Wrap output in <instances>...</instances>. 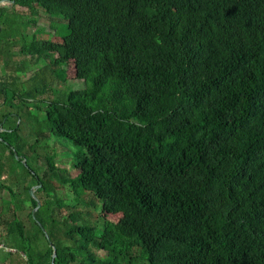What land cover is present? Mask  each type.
<instances>
[{"label": "trees", "instance_id": "16d2710c", "mask_svg": "<svg viewBox=\"0 0 264 264\" xmlns=\"http://www.w3.org/2000/svg\"><path fill=\"white\" fill-rule=\"evenodd\" d=\"M10 7L0 6V62L8 68L18 54L44 65L23 92L18 80L0 79L6 257L51 264L54 247L53 264H264V0H14ZM16 9L30 18L17 20ZM39 11L55 20L47 39L24 35ZM55 17L66 21L64 35L53 33L62 21ZM23 61L19 71L29 67ZM70 67L84 88L57 93L52 81L66 80ZM33 108L48 129L27 143L30 165L19 154L18 121L32 124ZM54 138L74 148L65 174L41 167L34 154ZM7 156L33 178L19 191L5 182L14 180ZM33 185L40 186L34 218ZM62 190L73 200L61 199ZM83 194L115 220L98 224L77 210Z\"/></svg>", "mask_w": 264, "mask_h": 264}, {"label": "rangeland", "instance_id": "374dc122", "mask_svg": "<svg viewBox=\"0 0 264 264\" xmlns=\"http://www.w3.org/2000/svg\"><path fill=\"white\" fill-rule=\"evenodd\" d=\"M3 5H5V6L7 5L8 6L9 12L12 11L11 7H10L11 6L10 4L5 3ZM15 11H17L18 14H19V15L14 16L17 20L21 21L20 17H26V18H23V21H25L26 19L30 18L29 12H27L24 9H16ZM42 13L43 12H40V11L37 12L38 16L36 17V19H37V24L36 25H31V26H28V27H26L24 29V35L26 34V37L27 36L32 37L34 34L40 35L41 37H43L45 39H47L49 37V35H48V33L50 31V30H48L49 25H50V23L54 22L55 20L48 19ZM55 19L62 20V21L61 22L60 21L56 22L53 25V33L56 32V33L61 34V35H64L65 33H67L66 21H64L62 18H58V17H55ZM4 33L5 32H2V35ZM2 43H6V42H2ZM20 46H21V44L16 45L15 49L18 50ZM25 49L31 50V45L29 44L28 46L25 47ZM9 55H12L11 51H10ZM12 57H10V61L12 63L10 66H13L14 69H10V66L8 68H6L4 66V62H0V79L4 80V81H5V79H9V78H11L12 80L13 79L18 80L17 82L20 84L21 91L23 92V91L27 90L30 86H33L30 83L29 78L36 71L38 73H41L42 72L41 69L43 68L44 63L41 60L34 63L33 59L31 60L32 62L29 61L30 63H28V61H27L28 57H24V56H20V55L18 56V54H15V57H13V58ZM22 59L24 61H26L28 63V65H29V67L27 66L28 67L27 69L24 67L23 70L25 72L22 71V70L19 71V69H18L19 68L18 65L21 66L20 60H22ZM46 76L48 77V79L50 81L51 77L48 76L47 74H46ZM11 79H10V81H11ZM38 86L43 87L42 84H38ZM51 86L54 88V90L57 93L58 92L66 93L69 89L71 90V89H78V88L82 89V88H84L83 82L74 79V71L72 70V67H70L68 69V75H67V79L66 80L59 79V82L54 80V81H52ZM50 96H52V95L48 94V96H44V98L46 99V97H50ZM0 115H1V112H0ZM42 115H43L42 112L39 113V112H37V109L33 108L32 110L29 111V116L30 117H28V120H30V122H32V124H30L28 121H26L25 118H22V119L20 118L19 121H18V122L21 121V132L19 131V135L21 134L20 138L23 140V143H25L23 151H21V150L20 151L18 150V151H19V154L25 155L28 158V161H29L30 165H32V162H31L32 159H31V156H30L31 151L28 148V146H26V145H27V143L28 144L33 143V141H35L34 140L35 136L37 138L39 132L40 133H45V132H47V129H48L47 127H45L42 124V121H43ZM26 131H29L31 133L35 132V134L32 133L33 137L31 135V137H29L28 140L26 142H24V138H23L22 134H25ZM0 132H1V129H0ZM55 140H56V142H59V143H56V142L53 143L52 141L49 140L47 144L42 142L41 144L36 145L34 154L37 155V158H38V161H39L38 164H40L41 167L44 166V164H45V166H46V168H47V170L49 172L55 173V174L56 173L58 174L59 172H63L65 174L67 172V170H69L71 168L70 166H71V164L73 162L72 156H71V151H73L74 148L72 146L68 145V143L65 140H63V139H57L56 138ZM44 144L46 146H43ZM65 146L68 147L69 153L67 152L68 149L65 148ZM6 151L7 150L3 146H2V148L0 147V156L1 157H3V156L6 157V155H7ZM50 156H52L53 159H51ZM8 159H10V161L7 162L9 164L8 165V171H7L8 172V176L10 174H12L14 180L11 181V182H7L8 180L6 179L5 182L8 183L9 186H13V187H15V189L17 191H19V189L20 188L22 189L25 184H29L32 181L33 178L30 175H28L26 169H23L22 167L18 166L17 163L12 162L11 158L8 157ZM23 162L24 161H22V163ZM75 175H76V172L68 171V174H67L68 177H75ZM21 176L24 179H22ZM6 177L7 176H5V178ZM54 182L56 184L58 183V181L56 179L54 180ZM36 187L39 188L40 186L33 185V186L30 187L29 190H31L33 188H36ZM28 193H29V191H28ZM52 195H53V191L50 193V196H52ZM58 195L60 196L61 199H64L67 202H70L74 198L72 193L65 192L64 190L58 191ZM0 196L7 200L8 193L0 192ZM76 202L79 203V206L77 207V210H80L82 212H85V211H90L91 212L92 222L94 221L93 216L98 217V224H101L104 220H111V221L115 220L114 217H110V216L107 217L100 211L99 204L96 202V200H94L92 195L83 194L79 199L76 200ZM24 206L25 207L22 209L23 210L22 215L25 216L30 210V204L26 203ZM62 213L64 215H66L67 211L63 210ZM86 218L89 219V216H87ZM0 241H1V244H2L3 242H2L1 238H0ZM6 252H7V250L3 249L0 246V264H2V263H5V264H22V262L20 261L19 255L15 254L13 252L14 255L7 258L6 257ZM99 254H100V256L104 255L101 252Z\"/></svg>", "mask_w": 264, "mask_h": 264}, {"label": "water", "instance_id": "95a60500", "mask_svg": "<svg viewBox=\"0 0 264 264\" xmlns=\"http://www.w3.org/2000/svg\"><path fill=\"white\" fill-rule=\"evenodd\" d=\"M5 3H8V4H10V5H13L14 0H0V6L3 5V4H5ZM37 188H38V187L29 190V194H30V196H31L34 200H36V198H35V196H34L33 193H34V190L37 189ZM39 206H40V204H39V202L36 200V207L32 210V213H31V215H32L33 218H34L35 212L38 210ZM39 226H40V225H39ZM41 230L43 231V228H42V227H41ZM46 238H47V240H48V236H47V235H46ZM55 256H56V251H55V248L52 247V261H51V264H53V260H54Z\"/></svg>", "mask_w": 264, "mask_h": 264}]
</instances>
